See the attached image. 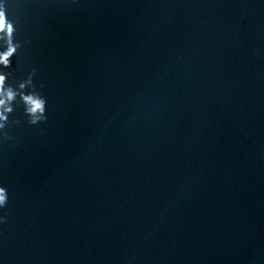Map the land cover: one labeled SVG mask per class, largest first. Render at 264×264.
Here are the masks:
<instances>
[{"label":"water","instance_id":"95a60500","mask_svg":"<svg viewBox=\"0 0 264 264\" xmlns=\"http://www.w3.org/2000/svg\"><path fill=\"white\" fill-rule=\"evenodd\" d=\"M0 9V264H264V0Z\"/></svg>","mask_w":264,"mask_h":264},{"label":"clouds","instance_id":"9594fccd","mask_svg":"<svg viewBox=\"0 0 264 264\" xmlns=\"http://www.w3.org/2000/svg\"><path fill=\"white\" fill-rule=\"evenodd\" d=\"M8 26L5 24V16L2 9H0V29H5ZM11 31V29H8ZM14 52V45L9 42L7 49L3 52H0V65L7 67L9 64L8 57ZM6 80V76L3 72H0V128H3L6 122V113L11 110V101L15 98L16 91L12 89L10 86H6L4 81ZM18 87L23 88L24 83L18 85ZM32 96H25L24 99L27 102L25 112L29 116V122L35 123L37 119H42L43 117H37L32 109ZM7 196L6 191L3 188H0V207L6 203Z\"/></svg>","mask_w":264,"mask_h":264}]
</instances>
